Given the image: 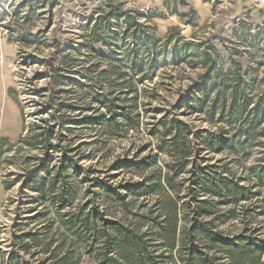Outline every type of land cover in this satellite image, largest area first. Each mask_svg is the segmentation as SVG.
Listing matches in <instances>:
<instances>
[{
	"label": "trees",
	"instance_id": "1",
	"mask_svg": "<svg viewBox=\"0 0 264 264\" xmlns=\"http://www.w3.org/2000/svg\"><path fill=\"white\" fill-rule=\"evenodd\" d=\"M113 12L96 19V39L81 45L95 54L77 71L83 81L63 75L73 60L56 63V47L45 61L49 81L35 91L46 95L36 102V114L46 116L31 122L16 144L0 137V167L20 170L12 181L14 173L4 174L5 189L19 182L20 198L35 203L26 212L33 213L30 219L44 218L21 236L43 242L51 264H80L84 254L97 264H264V41L250 47L241 39L244 47H232L237 58L225 66L209 38L187 39L178 27L157 36L150 19L161 13L131 17L127 11L121 35H112L103 23ZM186 63L203 71L168 107L154 105L162 78L170 85L183 77ZM155 76L161 79L152 81ZM63 84L77 90L59 88ZM62 93H76V100ZM149 112L153 120L144 121ZM179 115L214 128L197 129ZM99 125L109 143L140 131L153 141L105 168L83 166L82 158L94 154L77 153L78 145H71L76 136L66 132ZM24 146L37 153L21 155ZM202 152L221 157L207 163ZM124 170L139 179L110 182ZM85 182L90 195L83 201L78 189ZM10 264L19 263L12 256Z\"/></svg>",
	"mask_w": 264,
	"mask_h": 264
},
{
	"label": "rangeland",
	"instance_id": "2",
	"mask_svg": "<svg viewBox=\"0 0 264 264\" xmlns=\"http://www.w3.org/2000/svg\"><path fill=\"white\" fill-rule=\"evenodd\" d=\"M0 0V79L8 85L7 94L16 102L21 115V134L29 128L31 122L36 121L46 114H36L39 106L36 102L46 101V95L40 96L35 91L45 87L49 81L44 76L45 71H49L45 65L55 51L56 47L61 48V52L55 59L56 63L73 60L72 65L67 66V73L63 74L72 79L81 80L78 70L86 68L94 60V52L88 47L81 46L85 43L91 45L96 39L92 35V27L96 19L112 9L113 15L109 22L103 23V27L109 29L112 35H121L124 26V15L127 11L131 17L136 16V12H157L162 17L150 19L155 25V34L164 37L170 27H178L182 36L187 39L209 38L211 42L217 44L222 53L224 65L227 66L229 59L237 58L231 51L232 47L244 40L250 47L256 43L264 41V8L254 0ZM245 30V31H244ZM111 35V34H109ZM111 36H109L110 39ZM119 37V36H118ZM131 41V40H130ZM252 49V48H250ZM239 58V57H238ZM244 63L248 60L243 58ZM183 77L175 78L171 84L168 79L162 78L165 85L159 88V99L153 104L168 107L177 96V91L194 81L196 75L203 71L202 68H192L187 63L183 66ZM259 71H263L262 68ZM172 74L182 72L168 70ZM159 76H155L152 81H156ZM61 89L71 88L64 84ZM73 90H77L72 87ZM71 88V89H72ZM48 94V93H47ZM76 93L61 94L67 98L71 95V101H75ZM159 101V102H158ZM89 115V111H85ZM82 113V114H83ZM77 114L78 111L71 113ZM149 112L144 116V121H152ZM180 118L192 122L197 129H212L204 121L193 119V116H181ZM103 126H84L74 128L66 134L76 136L71 145L77 147V153L91 152L92 157H83L80 161L83 166L92 165L99 169L107 167L113 159L124 153L131 158L138 148L148 141L147 134L140 131L137 135L129 133L120 140L106 142L103 139ZM18 139L12 140L16 144ZM97 141V143H95ZM21 155L36 154V150H29L23 147ZM149 151L144 150L140 157ZM13 151H8L4 156L11 155ZM207 158L205 162L213 163L221 157L216 153L200 154ZM161 159L164 156H160ZM0 171L4 174L14 173L9 180L15 178V173L19 172L16 165L2 164ZM116 173V171H112ZM88 177H104L105 172H89ZM98 175V176H97ZM122 179L138 180L139 176L129 170H124L110 182H118ZM19 182L14 183L7 189L5 206L0 219V264H10L13 256L19 264H51L52 260L45 258L51 253L43 249V242L32 243V239L21 236L28 231H32L37 222L43 221L40 218L33 222L30 216L33 213H26L27 209L35 207V203L25 198H20L18 193ZM89 182L79 186V199L85 201L90 194ZM98 189V186L90 188ZM40 208V207H37ZM37 225V224H36ZM54 232V230L52 231ZM18 237V238H17ZM42 238L39 236L40 239ZM46 241V240H44ZM27 242L30 247L22 249L19 247ZM57 242L52 243L51 250ZM67 251V246L64 250ZM264 259V257H263ZM43 261V262H42ZM80 264H97L86 254L81 256Z\"/></svg>",
	"mask_w": 264,
	"mask_h": 264
},
{
	"label": "crops",
	"instance_id": "3",
	"mask_svg": "<svg viewBox=\"0 0 264 264\" xmlns=\"http://www.w3.org/2000/svg\"><path fill=\"white\" fill-rule=\"evenodd\" d=\"M7 89L8 85L0 79V137H6L12 142L21 135V115L16 102L7 94ZM6 196L7 190L0 176V219Z\"/></svg>",
	"mask_w": 264,
	"mask_h": 264
},
{
	"label": "built area",
	"instance_id": "4",
	"mask_svg": "<svg viewBox=\"0 0 264 264\" xmlns=\"http://www.w3.org/2000/svg\"><path fill=\"white\" fill-rule=\"evenodd\" d=\"M254 1L257 2L261 7L264 8V0H254ZM2 175H3V172L0 171V176H2ZM5 202H6V199H5L4 204L2 206V210H3L4 206H5Z\"/></svg>",
	"mask_w": 264,
	"mask_h": 264
}]
</instances>
